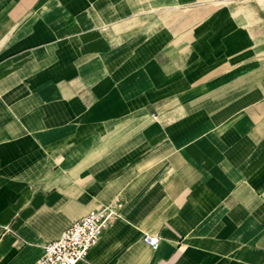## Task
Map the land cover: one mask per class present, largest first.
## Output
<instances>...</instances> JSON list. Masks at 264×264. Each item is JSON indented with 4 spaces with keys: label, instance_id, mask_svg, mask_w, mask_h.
Returning <instances> with one entry per match:
<instances>
[{
    "label": "crops",
    "instance_id": "0c3cea01",
    "mask_svg": "<svg viewBox=\"0 0 264 264\" xmlns=\"http://www.w3.org/2000/svg\"><path fill=\"white\" fill-rule=\"evenodd\" d=\"M129 1L0 0V264L103 207L79 264H264V93Z\"/></svg>",
    "mask_w": 264,
    "mask_h": 264
},
{
    "label": "rangeland",
    "instance_id": "374dc122",
    "mask_svg": "<svg viewBox=\"0 0 264 264\" xmlns=\"http://www.w3.org/2000/svg\"><path fill=\"white\" fill-rule=\"evenodd\" d=\"M192 3L194 0L184 2V4ZM240 6L250 9V16L242 15L237 19L233 18L231 13ZM156 18L150 14L146 18V25L155 22ZM252 20H255L253 29L258 32L256 39L250 37L244 26ZM198 31L199 35L210 34L209 41L211 40V44L214 46V55L219 58L223 57L218 58L219 60L214 63H220L216 64L218 72L215 73H220L217 77L220 79L224 77L225 80H228L234 76H240L238 83L241 90L256 86L259 91L264 93V70L260 69L261 64L257 59V55L264 58V6L257 0H233L229 7L210 16ZM233 57L235 60H232ZM252 63L257 64V67H252ZM247 75L250 77L249 82L246 78Z\"/></svg>",
    "mask_w": 264,
    "mask_h": 264
},
{
    "label": "bare ground",
    "instance_id": "6f19581e",
    "mask_svg": "<svg viewBox=\"0 0 264 264\" xmlns=\"http://www.w3.org/2000/svg\"><path fill=\"white\" fill-rule=\"evenodd\" d=\"M185 1L186 0H130L129 5L136 6L135 10L139 17L146 18L152 13L157 16V21L151 27L152 29H149L148 34L149 37H152L154 32L159 31L158 34L162 38L168 36L167 38L168 40L170 39V41L167 46H165V50L171 59L175 54H179L182 51L186 53L189 47H191L193 48V54L189 57L188 62L192 63L195 60H201L213 64L218 59L215 57L213 47L209 41L210 34L199 35L198 29L210 16L229 7L233 0H194L192 4H184ZM257 1L264 6V0ZM250 14V9L240 6L236 11L231 13V16L237 19L242 15L248 17ZM144 23L145 22L142 21L140 24L143 25ZM254 23L255 20H252L244 25L252 39H256L258 35V32L253 29ZM112 40L114 42L116 41L115 39ZM257 59L258 63L261 64L260 68L264 70V58L257 55ZM256 65L257 64H255V66ZM253 66L254 65H252V67ZM167 69L171 71L169 67H167Z\"/></svg>",
    "mask_w": 264,
    "mask_h": 264
},
{
    "label": "built area",
    "instance_id": "2783aa9c",
    "mask_svg": "<svg viewBox=\"0 0 264 264\" xmlns=\"http://www.w3.org/2000/svg\"><path fill=\"white\" fill-rule=\"evenodd\" d=\"M119 218L114 208H99L76 221L59 240L44 247L42 257L36 264H79L86 262L90 252L98 245L103 235ZM145 242L157 249L159 239L146 236Z\"/></svg>",
    "mask_w": 264,
    "mask_h": 264
}]
</instances>
